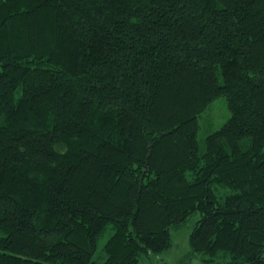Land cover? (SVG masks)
<instances>
[{
  "label": "trees",
  "instance_id": "trees-1",
  "mask_svg": "<svg viewBox=\"0 0 264 264\" xmlns=\"http://www.w3.org/2000/svg\"><path fill=\"white\" fill-rule=\"evenodd\" d=\"M197 212L264 264V0H0V264H143Z\"/></svg>",
  "mask_w": 264,
  "mask_h": 264
},
{
  "label": "rangeland",
  "instance_id": "rangeland-1",
  "mask_svg": "<svg viewBox=\"0 0 264 264\" xmlns=\"http://www.w3.org/2000/svg\"><path fill=\"white\" fill-rule=\"evenodd\" d=\"M230 117V110L227 105V101L224 97L216 99L203 115L199 118L201 124V132L199 134L200 139L210 132L216 131L222 124L227 122ZM200 213H194L183 222L179 227L172 228V243L169 247L158 255L147 257L144 259L143 264H182L188 261L189 264H207L204 260V255L201 253H194L189 243V238L194 226L198 223ZM114 232V226L109 225L99 237L97 241V249L93 254L94 260L102 262L105 257V244L112 236Z\"/></svg>",
  "mask_w": 264,
  "mask_h": 264
}]
</instances>
